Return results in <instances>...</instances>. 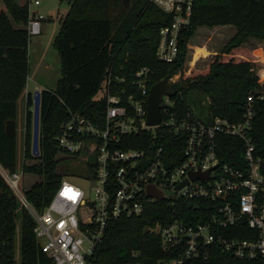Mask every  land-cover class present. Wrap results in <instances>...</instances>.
<instances>
[{"label": "trees", "instance_id": "16d2710c", "mask_svg": "<svg viewBox=\"0 0 264 264\" xmlns=\"http://www.w3.org/2000/svg\"><path fill=\"white\" fill-rule=\"evenodd\" d=\"M69 10L60 22L53 40V48L60 63V77L54 90L41 91L40 156L30 154L32 97H26L25 136L23 159L37 161L23 166V173L39 178L24 191L26 200L41 212L57 191L62 174L57 173L59 162L68 170L71 162L56 158V138L59 128L70 114L84 116L93 123H101L105 111L103 84L111 75V91L126 87L133 74L141 67L150 70V87L165 77H172L186 62L187 43L193 32L200 28L233 26L236 34L208 65L207 72L195 77L181 75L170 91L177 117L192 114L186 103V93H196L204 121L216 117L239 122L242 119L245 98L259 88L254 60H237L231 51L241 48L249 39L264 41V0H195L190 24L179 44L176 62L163 64L155 59L158 31L169 22V16L157 9L150 0H132L127 8L122 0H58ZM29 19L27 0H0V166L9 174L17 165L16 135H5V124L16 120V104L22 95L28 76V42L26 24ZM207 52L196 48L192 62ZM124 79V83H119ZM197 118V116H195ZM199 119V118H197ZM201 120V119H199ZM249 136L255 153L264 157V101L255 103ZM151 134L129 137L130 144L123 148H142ZM173 155L179 157L180 147ZM243 144L235 138H222L218 151L222 162L241 160ZM64 174V173H63ZM156 201L145 206L139 217L120 218L109 223L104 237L94 249L90 261L95 264H166L176 252L161 250L159 238L146 228L165 226L171 219L193 222L197 214L208 211L205 201ZM19 221V261L14 259V237ZM34 221L18 201L0 175V264H53L39 252L33 233ZM240 237V236H235ZM137 255V257H133ZM183 264H236L221 249L213 247L206 261L188 260Z\"/></svg>", "mask_w": 264, "mask_h": 264}, {"label": "built area", "instance_id": "2783aa9c", "mask_svg": "<svg viewBox=\"0 0 264 264\" xmlns=\"http://www.w3.org/2000/svg\"><path fill=\"white\" fill-rule=\"evenodd\" d=\"M194 2L150 0L169 16V22L158 31L154 53L158 62L172 64L178 59ZM27 3L37 7L40 0ZM45 18L29 11V39L40 35ZM261 58L255 63L264 71V57ZM184 73L185 65L168 77V92H172L168 85L178 82ZM258 74L259 88L246 96L241 121L219 117L204 121L189 113L179 118L173 111L172 97L163 95L160 122L154 127L146 125L150 70L139 68L126 87L115 91H111L109 74L102 89L106 102L102 122L95 124L84 116L70 114L60 125L58 155L71 164L43 211L38 212L26 200L19 189L18 174L0 171L19 207L34 221L39 252L53 264H95L90 258L110 222L139 217L146 205L160 201L146 195L147 186L153 185L163 192L165 199L161 201H170L169 207L177 199L209 204L208 211L197 214L193 222L173 218L165 226L146 228L159 238L163 252H176V257L166 264L206 261L213 247L236 264H264V157L255 153L249 136L255 103L264 101V75L262 80ZM124 81L119 79L121 84ZM144 134H151V140L145 143L138 138L142 148H123L130 144L129 137ZM222 138L242 142L241 160L222 162L218 153ZM174 147H180L179 157L173 155ZM195 172H208V176L192 181L188 176ZM185 180L186 184L177 189Z\"/></svg>", "mask_w": 264, "mask_h": 264}, {"label": "rangeland", "instance_id": "374dc122", "mask_svg": "<svg viewBox=\"0 0 264 264\" xmlns=\"http://www.w3.org/2000/svg\"><path fill=\"white\" fill-rule=\"evenodd\" d=\"M127 8H131L133 5L132 0H122ZM26 0H20V4H23ZM29 11L34 9L42 10L43 16L50 17V22H47L45 30L41 27V36L31 37L28 42V76L27 87L31 94L35 91L34 86L39 90H54L57 80L60 77V63L55 49L52 46V36L59 31L60 18L67 13L68 7L65 3H59L58 0H40V5L35 8L32 5H28ZM236 34V29L233 26H224L216 28H200L193 32L192 37L187 43L186 50V62H185V77H195L207 72L208 65L216 57H221L220 51L225 49ZM196 48H200L204 52H207L206 56H200L195 61L193 66L192 62L193 52ZM256 51V52H255ZM231 55H235L237 60L259 61L264 57V41L258 42L255 39H249L242 45L241 48L231 51ZM256 59V60H255ZM256 73H259L263 78L264 71L260 68L258 62L254 67ZM258 74V75H259ZM263 80V79H262ZM168 89L171 87L168 85ZM185 101L192 111V114L201 119V110L199 102L201 98L196 93H186ZM31 111V109H30ZM25 93H23L16 104V152H17V165L15 173L20 176L19 189L21 192L26 191L30 186L39 181V178L32 174L23 173L22 167L35 165L37 161H25L23 159L24 152V136H25ZM31 131V129H30ZM56 158H63L57 155ZM65 166L61 162L58 163L56 171L59 174L65 173ZM0 171H5L0 166ZM75 183V181H72ZM83 187V185H82ZM20 253V229L19 221L16 225L15 237H14V259L19 261Z\"/></svg>", "mask_w": 264, "mask_h": 264}, {"label": "water", "instance_id": "95a60500", "mask_svg": "<svg viewBox=\"0 0 264 264\" xmlns=\"http://www.w3.org/2000/svg\"><path fill=\"white\" fill-rule=\"evenodd\" d=\"M168 77L163 78L161 81L153 85L147 97L146 102V125L148 127L157 126L160 122V108L161 97L166 95L173 97V92L166 90ZM32 108H31V138H30V154L33 158L37 159L40 156V111H41V91L35 90L32 94ZM5 135H15V121L9 120L5 124ZM208 176V172L200 174L199 172L189 173V179L194 181L197 179H205ZM185 180L180 184L177 189L186 184ZM146 195L148 198L165 199L162 191L156 189L153 185L147 186Z\"/></svg>", "mask_w": 264, "mask_h": 264}, {"label": "crops", "instance_id": "0c3cea01", "mask_svg": "<svg viewBox=\"0 0 264 264\" xmlns=\"http://www.w3.org/2000/svg\"><path fill=\"white\" fill-rule=\"evenodd\" d=\"M37 7H38V6H37ZM37 7H35V8H37ZM67 7H68V5H67ZM68 10H69V7H68ZM68 10H67V12H68ZM32 12H33V13H38V14L44 15V13L42 12V10H39V11H38L37 9H34V11H32ZM65 15H66V14H65ZM65 15H64V16H61L59 22H61V20L65 17ZM45 17H46V16H45ZM47 22H50V17H46L45 20L42 22V26H43V29H44V30H45V27H46V25H47ZM59 29H60V25H59ZM58 32H59V31H58ZM58 32L55 33V34L52 36V44H53V40H54V38L56 37V35L58 34ZM41 35H42V33H40L39 36H41ZM255 52H256V51H255ZM28 73H29V72H28ZM26 83H27V80H26ZM33 90H38V89H37L36 86H34ZM43 90H44V89H43ZM39 91H40V89H39ZM23 93H25V105H26V97H27V95H28L29 93H31V92L29 91L27 85H25V89H24ZM23 93H22V94H23ZM15 122H16V120H15ZM15 125H16V123H15Z\"/></svg>", "mask_w": 264, "mask_h": 264}]
</instances>
